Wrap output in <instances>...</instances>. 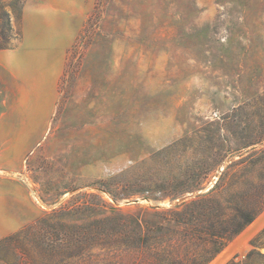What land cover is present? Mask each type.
<instances>
[{
  "label": "rangeland",
  "instance_id": "obj_1",
  "mask_svg": "<svg viewBox=\"0 0 264 264\" xmlns=\"http://www.w3.org/2000/svg\"><path fill=\"white\" fill-rule=\"evenodd\" d=\"M20 1L0 0V38L10 46L0 49V150L23 140L11 130L26 111L20 84L30 53L14 50L52 35L59 49L69 44L67 63L96 4ZM106 3L81 70L59 92L50 129L25 160L39 217L24 223V200L8 194L19 189L9 179L24 175L0 171V240L65 208H83L78 223L124 216L132 228L144 215L159 223L149 211L206 206L208 198L215 203L207 209L264 199V0ZM263 228L264 209L209 264L235 256V264H264V237L251 244Z\"/></svg>",
  "mask_w": 264,
  "mask_h": 264
},
{
  "label": "trees",
  "instance_id": "obj_2",
  "mask_svg": "<svg viewBox=\"0 0 264 264\" xmlns=\"http://www.w3.org/2000/svg\"><path fill=\"white\" fill-rule=\"evenodd\" d=\"M106 4V0H96L85 26L68 50L66 68L59 83L60 92L65 91L71 76L81 70ZM5 15L8 14L5 12ZM5 38H0V49L10 47L4 43ZM202 202L188 204L183 210L149 211L160 222L150 224L144 215L132 228H129V217H96L88 223H78L83 208L54 211L2 238L0 263L209 264L264 209V199L245 207L231 206L228 201V206L218 209L206 208L214 205V198H208L206 206ZM88 210L93 212L92 208ZM213 210H217L214 215L217 220L210 221L206 217ZM228 210H233L234 214L229 216ZM66 219L73 222L68 223ZM263 237L264 228L253 239L252 246L257 247ZM235 258L227 264H235Z\"/></svg>",
  "mask_w": 264,
  "mask_h": 264
},
{
  "label": "crops",
  "instance_id": "obj_3",
  "mask_svg": "<svg viewBox=\"0 0 264 264\" xmlns=\"http://www.w3.org/2000/svg\"><path fill=\"white\" fill-rule=\"evenodd\" d=\"M43 5L49 4L44 2ZM51 10L54 12V7H51ZM68 47L69 44L66 43L59 49L56 37L48 35L41 36L37 43L27 38L14 50V54L17 55L24 51L30 53V59L26 61L28 78L26 77L24 86L20 84L22 90L20 103L26 107V111L21 116V124L11 130V135L23 140L18 146L0 150V171L11 170L24 175L20 180L9 179L10 182L18 185L19 189H10L8 193L13 199L18 197L24 200L26 207L23 215L24 223L36 219L42 213L41 205L32 194V187L28 183L25 160L28 152L41 142L50 129L59 98V79L61 80L60 75L66 65ZM9 52L6 51L5 54ZM5 176L4 178H7ZM5 226L10 228V231L15 229L13 221L6 222Z\"/></svg>",
  "mask_w": 264,
  "mask_h": 264
},
{
  "label": "water",
  "instance_id": "obj_4",
  "mask_svg": "<svg viewBox=\"0 0 264 264\" xmlns=\"http://www.w3.org/2000/svg\"><path fill=\"white\" fill-rule=\"evenodd\" d=\"M133 201H135V202H139V201H142V199H136V200H133Z\"/></svg>",
  "mask_w": 264,
  "mask_h": 264
}]
</instances>
